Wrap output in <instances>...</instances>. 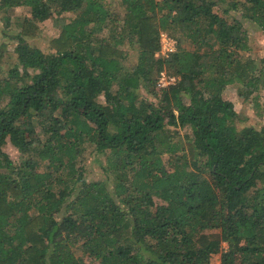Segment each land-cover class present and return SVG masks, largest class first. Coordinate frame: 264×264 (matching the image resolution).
Wrapping results in <instances>:
<instances>
[{
	"label": "trees",
	"instance_id": "1",
	"mask_svg": "<svg viewBox=\"0 0 264 264\" xmlns=\"http://www.w3.org/2000/svg\"><path fill=\"white\" fill-rule=\"evenodd\" d=\"M120 1L0 0V264H264V122L240 129L223 92L260 108L264 0ZM48 19L50 53L29 41Z\"/></svg>",
	"mask_w": 264,
	"mask_h": 264
},
{
	"label": "rangeland",
	"instance_id": "2",
	"mask_svg": "<svg viewBox=\"0 0 264 264\" xmlns=\"http://www.w3.org/2000/svg\"><path fill=\"white\" fill-rule=\"evenodd\" d=\"M108 2L113 4L112 9L116 12H122L121 1L120 0H107ZM8 15L13 18H18L20 16H28L31 17V10L26 7H13L7 10ZM238 15L237 12H234V15ZM240 14V13H239ZM122 19V18H121ZM120 19V24H122V20ZM245 26L249 33V36L252 40L253 50L249 52L253 57L260 60L264 58V33L255 25L254 23H250L245 20ZM42 32L41 35L35 38H30L29 41L32 45L38 46L44 52L50 53L49 50V41L50 39L57 35L58 29L54 26L51 19L45 20L39 23ZM16 44L12 41L3 37L2 31V22L0 21V51L3 53V69H9L13 67L18 62V52L15 48ZM129 62L131 64H135L137 60V54L135 51L129 48ZM144 92V91H143ZM224 97L233 101L235 105V109L241 116V121L238 123L239 128H243L244 126H255L260 127L264 122V89L261 91L260 96V108L257 109L252 100L251 96H242L238 93V86L235 84H230L226 86L224 89ZM151 99L156 100L154 97ZM101 100L104 101V98L101 97ZM185 132L184 129L180 130V133L183 135ZM3 149L15 160H19L20 152L18 149L7 141L3 145ZM167 159V156L164 157ZM85 169H86V178L88 181H94L99 179H104L105 174L102 171V168L97 160L96 155L90 153L86 155V159L84 161ZM212 264H220L219 255H216L212 261Z\"/></svg>",
	"mask_w": 264,
	"mask_h": 264
},
{
	"label": "built area",
	"instance_id": "3",
	"mask_svg": "<svg viewBox=\"0 0 264 264\" xmlns=\"http://www.w3.org/2000/svg\"><path fill=\"white\" fill-rule=\"evenodd\" d=\"M177 49V41L170 36L167 32H161L160 34V54L162 56H168ZM176 81L175 76L168 75L166 71H162L159 76V87H166L169 84H173Z\"/></svg>",
	"mask_w": 264,
	"mask_h": 264
}]
</instances>
